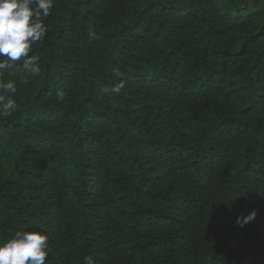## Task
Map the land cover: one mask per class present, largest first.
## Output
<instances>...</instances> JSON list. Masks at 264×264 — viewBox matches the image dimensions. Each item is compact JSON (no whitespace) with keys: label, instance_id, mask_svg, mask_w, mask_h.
Listing matches in <instances>:
<instances>
[{"label":"trees","instance_id":"16d2710c","mask_svg":"<svg viewBox=\"0 0 264 264\" xmlns=\"http://www.w3.org/2000/svg\"><path fill=\"white\" fill-rule=\"evenodd\" d=\"M45 23L40 74L0 70V240L44 231L45 264H264V0H54Z\"/></svg>","mask_w":264,"mask_h":264},{"label":"clouds","instance_id":"9594fccd","mask_svg":"<svg viewBox=\"0 0 264 264\" xmlns=\"http://www.w3.org/2000/svg\"><path fill=\"white\" fill-rule=\"evenodd\" d=\"M54 0H0V70L14 69L16 62H22L27 73L21 81L27 85L30 76L40 74L39 58L29 55L32 45L42 42L49 28L45 20L50 16ZM90 38H97L90 28ZM30 73V76L28 75ZM2 74V71H0ZM118 82L101 87L105 94L120 93L124 87V73L113 69ZM17 92L13 79L0 78V117H8L17 110L18 105L12 97ZM56 100L62 103L65 92L58 90ZM255 210L237 223L243 224L255 218ZM49 236L44 231H16L11 238L0 240V264H45L48 256ZM84 264H94L91 257L84 258Z\"/></svg>","mask_w":264,"mask_h":264}]
</instances>
